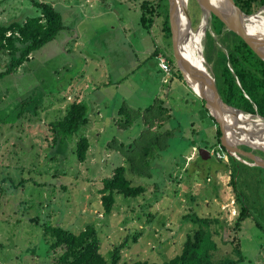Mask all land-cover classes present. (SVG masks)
I'll return each instance as SVG.
<instances>
[{"label": "rangeland", "instance_id": "rangeland-1", "mask_svg": "<svg viewBox=\"0 0 264 264\" xmlns=\"http://www.w3.org/2000/svg\"><path fill=\"white\" fill-rule=\"evenodd\" d=\"M34 1L53 5L66 28L0 78V264H52L44 227L57 225L75 233L94 225L110 264L120 247L119 264H164L199 229L195 217L219 221L212 227L219 232L212 239L214 261L242 256L237 264H264V187L243 171L235 180L230 159L198 155L200 148L218 147V126L175 74L171 40L162 31L166 15L155 18L148 31L137 0H0V21L40 15ZM190 14L196 28L201 18L196 2ZM212 30L216 46L227 52L222 34ZM212 55L208 36L205 57L216 76L220 70ZM162 57L173 67L170 79L159 68ZM9 63L10 56L0 51V74ZM81 89L89 123L55 147L51 123L65 116ZM161 106L165 119L156 115ZM148 129L160 137L161 147L144 178L126 159L131 148L140 153ZM82 137L90 141L83 163L76 155ZM120 166L148 190L138 198L116 194L112 213L105 214L100 191ZM243 204L250 216L237 230ZM239 247L241 256L235 253Z\"/></svg>", "mask_w": 264, "mask_h": 264}, {"label": "trees", "instance_id": "trees-1", "mask_svg": "<svg viewBox=\"0 0 264 264\" xmlns=\"http://www.w3.org/2000/svg\"><path fill=\"white\" fill-rule=\"evenodd\" d=\"M162 1L137 0L140 4L141 24L149 31L155 18L161 14L166 15L162 24V31L171 40L168 4L166 5L167 0H165V9L161 11ZM235 2L248 15H254L264 6V0H235ZM34 5L40 10V15L27 18L24 22L15 21L4 24L0 21V51L10 56V63L7 65V69L0 74V78L19 69L20 66L30 60V56L34 52L54 41L66 28L61 13L53 5L37 1H34ZM213 27L219 34H222L225 29L224 24L215 16ZM209 37L213 48V55L210 59L212 63L215 62L216 70L217 67L220 70L219 74L216 75V80L223 100L231 106L253 114L257 112L264 117V61L243 39L232 32H226L221 37V44L227 52L216 46V41L211 35ZM153 55L158 57L159 50L156 49ZM215 55L216 58L214 59ZM171 62L175 63L174 60ZM175 74L183 80L178 69ZM165 110L161 106L160 110L154 113L160 119H165ZM211 119L214 121L213 118ZM88 123L89 108L83 99L78 98L69 106L64 117L51 123L55 147L58 144L62 146L65 141L71 139ZM148 133L144 139V144L141 145L140 153L138 155L133 154L131 148L129 149L130 156L126 159L131 171L144 178L148 176L147 169L151 164L152 155H154L157 147H161L160 137L158 135L151 136L152 133L149 129ZM217 137V145L219 146L221 137L219 129ZM148 138L149 140L146 142ZM89 148L88 137H82L77 141L76 155L79 162L83 163L87 160ZM230 161L234 165L232 170L235 180L237 175L243 171L247 175H252L255 185L264 187L262 174L264 169L247 166L232 157H230ZM251 170L256 171L252 174ZM147 190L146 186L134 183L126 166L116 168L112 176L104 180V187L100 191L104 213H112L116 203V194H121L126 198H138L143 196ZM242 208V213L235 225L237 230H241L242 223L250 216L249 209L245 204ZM194 221L199 224V229L193 235H188L181 253L164 264H237L244 259L239 247L235 253L241 256V260L226 258L219 262L214 261L213 252L217 250V245L212 239L213 234H219V232L217 230L213 232L212 227L213 224L218 225L219 221L199 217H195ZM44 232L50 239L49 252H51L49 257L52 258V264H110L101 252L102 242L94 225L87 226L80 233H75L60 225L45 226ZM120 250L121 247L114 252L112 264H119L121 260ZM129 264L159 263L135 260Z\"/></svg>", "mask_w": 264, "mask_h": 264}, {"label": "water", "instance_id": "water-1", "mask_svg": "<svg viewBox=\"0 0 264 264\" xmlns=\"http://www.w3.org/2000/svg\"><path fill=\"white\" fill-rule=\"evenodd\" d=\"M196 2L201 10L198 26H193L190 4ZM171 44L176 66L190 90L204 102L205 109L214 119L221 132L220 145L229 157L255 168L264 169V117L249 113L227 104L220 95L212 64L205 57L207 37L213 32V18L217 17L225 26L221 37L232 32L264 61V31L259 26V19L245 13L235 0H167ZM264 10V6L257 12ZM202 33L200 58L193 53L186 57L189 34ZM261 120L258 124L257 119ZM256 119V120H255ZM247 148L250 151H245ZM203 160H209L212 153L206 148L198 149Z\"/></svg>", "mask_w": 264, "mask_h": 264}, {"label": "bare ground", "instance_id": "bare-ground-1", "mask_svg": "<svg viewBox=\"0 0 264 264\" xmlns=\"http://www.w3.org/2000/svg\"><path fill=\"white\" fill-rule=\"evenodd\" d=\"M183 1L185 2L186 0H183ZM256 17L259 19L260 28L264 31V10L258 13ZM201 37H202V33L189 34L187 38V43L190 49L186 48V55H187L186 57L192 56V54L195 53L200 58V61L202 62L203 59L202 57H200ZM256 122L259 124L261 120L257 119Z\"/></svg>", "mask_w": 264, "mask_h": 264}, {"label": "built area", "instance_id": "built-area-1", "mask_svg": "<svg viewBox=\"0 0 264 264\" xmlns=\"http://www.w3.org/2000/svg\"><path fill=\"white\" fill-rule=\"evenodd\" d=\"M9 35H11V33H9ZM159 68L161 72L167 74L168 75L167 78L170 79V77L173 74V67H171L169 59H167L166 57H162L159 63ZM167 78L165 79V82H167ZM211 153L218 160H225L226 162H228L229 161L228 159H230V157L228 156V154L225 152V150L221 145H219L215 150H212Z\"/></svg>", "mask_w": 264, "mask_h": 264}, {"label": "crops", "instance_id": "crops-1", "mask_svg": "<svg viewBox=\"0 0 264 264\" xmlns=\"http://www.w3.org/2000/svg\"><path fill=\"white\" fill-rule=\"evenodd\" d=\"M67 49H68V48H67ZM84 90H85V89H84ZM84 90L81 89V90L79 91V95H80V97H78V98H81V99H82V98L84 97ZM82 95H83V97H82ZM98 114L102 115V113H101L100 110L98 111Z\"/></svg>", "mask_w": 264, "mask_h": 264}, {"label": "flooded vegetation", "instance_id": "flooded-vegetation-1", "mask_svg": "<svg viewBox=\"0 0 264 264\" xmlns=\"http://www.w3.org/2000/svg\"><path fill=\"white\" fill-rule=\"evenodd\" d=\"M256 15H257V13H256ZM256 15H255V17H256ZM245 151H250V150H247V149H245V148H243ZM261 154V153H260ZM264 155V154H263ZM264 157V156H263Z\"/></svg>", "mask_w": 264, "mask_h": 264}]
</instances>
